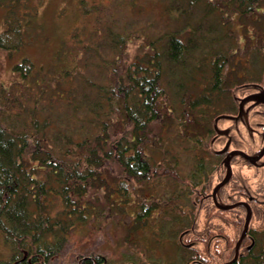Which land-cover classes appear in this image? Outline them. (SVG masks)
Segmentation results:
<instances>
[{
  "label": "trees",
  "instance_id": "1",
  "mask_svg": "<svg viewBox=\"0 0 264 264\" xmlns=\"http://www.w3.org/2000/svg\"><path fill=\"white\" fill-rule=\"evenodd\" d=\"M87 1L79 0L78 8L84 13L91 11L86 9ZM135 1L140 0H117L126 5ZM160 1L163 17L153 19L154 34L143 32L144 28H115L108 22L105 40L99 44L104 51L94 41L80 39L75 51L61 44L47 65L24 55L13 65L17 79L0 83V238L9 249L8 257L0 256V264H51L73 227L85 224L91 214L100 220L127 212L131 193L156 186L167 177L182 184L155 206L151 203L158 198L155 193L151 199L142 196L140 210L131 214L129 224L144 227L153 211L167 204L178 212L172 219L180 217L175 222L182 227L179 244L184 245L182 236L194 233L193 205L182 206L181 194L197 197L200 193L204 198L205 177L214 171L217 175L223 164L222 151L213 147L217 118L232 107L223 108V96L233 101L235 87L264 78V38L241 46L245 36L237 35L231 25L235 19L262 16L264 0ZM42 4L43 0H0V48L18 51L40 36L45 28L39 20ZM201 5L214 14L210 24L206 16L194 13ZM80 15L82 11L77 10L70 24L78 25ZM102 25L97 24L95 31L101 32ZM257 34L261 38L264 32L260 28ZM231 36L237 45L226 51L211 48L212 42ZM131 41L138 43L133 57L128 48ZM89 52L91 59H98L96 67L89 69L91 77L86 72L91 62L84 60ZM237 55L240 64L230 66V56ZM257 65H262L261 77L254 76ZM203 71H211V76L207 79ZM228 81L238 82L229 86ZM168 85L185 105L178 120L182 138L194 143L191 149L202 152L190 176L180 175L178 163L166 164L167 150L157 162L151 149L160 137L157 126L171 112L178 113ZM215 103L221 106L212 112L209 109ZM61 110L74 111L75 120L65 121ZM225 190L226 186L220 193ZM241 217L235 218V227L243 228ZM257 225L251 222L232 264H264V224ZM167 230L166 236L169 232L171 237L173 230ZM215 232L207 226L202 250L194 243L186 244L187 254L179 255L175 263L221 264L232 259L238 238L227 234L209 243ZM197 238L201 239L191 240ZM75 264L120 263L97 254L82 256Z\"/></svg>",
  "mask_w": 264,
  "mask_h": 264
},
{
  "label": "rangeland",
  "instance_id": "2",
  "mask_svg": "<svg viewBox=\"0 0 264 264\" xmlns=\"http://www.w3.org/2000/svg\"><path fill=\"white\" fill-rule=\"evenodd\" d=\"M87 1V0H86ZM118 3L117 5L115 4ZM79 0H43V4L40 6V21L44 24L45 28L41 31L38 38H35L32 42L18 51H8L0 48V83L9 84L17 79V73L13 70L14 63L21 60L22 56L28 55L38 63L47 65L53 61L54 52L61 46L70 50H77L79 40L84 39L85 43L98 44L100 48L101 43L105 40V35L108 31V22L113 23L115 28H124L130 26L132 29L144 28L143 32L155 33L152 27L156 24L153 19L156 17L162 18V1L160 0H140L135 1L133 5H126L123 2H117V0H89L86 4V9L91 7V11L84 13L79 5ZM264 8V2L261 3ZM78 11H82L78 21V25L70 24L76 19ZM196 16H206V24H210L209 20L214 17L213 12L205 11L203 5L197 8L194 12ZM264 13V12H263ZM79 14V13H78ZM235 19L232 23V28L238 33L239 36H245L240 39L239 44L241 46H247L250 43H261L264 35L259 37L257 34L258 29H262L264 32V14L261 16L256 15L253 18ZM243 22V23H242ZM149 23V25H146ZM70 24V25H69ZM102 25V31H95L96 25ZM76 25V26H75ZM216 25V24H215ZM71 27V28H68ZM220 27V25H219ZM3 28V12L0 11V31ZM105 29H107L105 31ZM221 30L225 29L221 26ZM78 35L72 37L71 35ZM142 33V31H141ZM221 33V31L219 32ZM247 37V38H246ZM237 39L234 36L223 37L218 41H214L210 44L212 49H223L226 51L229 47L237 45ZM130 57L134 56V53L138 52V43L131 41L128 45ZM104 51V48H100ZM108 51H106L107 53ZM89 54H85L84 60L91 62L87 66L89 67L86 71L91 77L92 73L89 70L98 62V59L94 57L91 59ZM241 56L230 60V66L240 64ZM237 60V62H236ZM202 67V65H201ZM229 67V65H228ZM239 67H235L238 70ZM262 71V65H257L254 70V76L258 77ZM205 72V71H203ZM250 74L253 72L249 71ZM202 75V73H200ZM206 78L210 75L211 71L205 72ZM253 75V74H252ZM249 76L248 79L251 78ZM262 76V75H261ZM259 76V77H261ZM208 79V78H207ZM231 79H229L230 81ZM244 80V79H242ZM240 80V81H242ZM229 86L234 85L236 82L229 83ZM196 85H199L197 83ZM195 86V85H194ZM204 87V85H201ZM200 86V87H201ZM170 90V99L173 104L172 107L176 108V112H171V116H165L161 124L157 126L156 130L159 132L160 137L151 144V149L156 157L157 162L161 160V154L163 150L168 151V156L165 159L166 164L169 162H176L177 169L182 176H190L196 172L197 162L201 156V151L191 149L194 143L188 142L182 138V127L178 123L179 117L184 110L185 105L181 104L180 95H177L174 88L168 85ZM193 87V86H192ZM261 90L264 95V84L256 86L254 84H244L235 87L234 94L239 97L248 90ZM181 93V92H180ZM225 97L222 104L223 108L226 106H232V102L228 95ZM220 104H213L209 110L212 112L218 109ZM171 107V108H172ZM215 108V109H214ZM62 117L65 121H74L72 118L71 110H61ZM81 114L79 111L78 115ZM178 114V116H176ZM233 119L226 117L217 118V127L219 129L231 130L230 135L221 134L216 139V143L213 145L216 149H222L228 142H230V149L241 150L249 154H255L262 146H264V99L258 101H247L243 107V113ZM199 157V158H198ZM209 158V159H208ZM209 164L211 163V155H207ZM244 159L241 156H237L232 161L233 176L225 183L226 190L225 194L222 195L223 199H220V203H232L237 201L239 198L236 196L239 191L236 185L242 182L243 186L247 187L248 192L253 194L255 199L264 200V158L260 163H244ZM194 172V173H193ZM193 173V174H192ZM222 173V174H221ZM222 168L219 169L217 175L214 172L210 173L209 177L206 178L204 186H206L205 196L201 199L200 193L181 194L182 199L180 203L182 206L191 207L193 205V213L196 215V225L193 234L182 236L183 243L179 244L178 236L181 232L182 227L175 223L180 217H172L178 212L169 208L166 204L160 205L161 209L153 211L152 216L146 219L147 224L144 227L136 228L132 223L131 214L135 213V209L140 210L141 197L146 196L149 199L152 198V194L155 193L157 199L151 200V203L155 206L157 202L163 203L164 199L169 196L170 193H174L178 189V185L182 184L179 181L167 177L156 186L149 185L144 186L145 188L138 189V193H131L130 205L128 206L127 212L123 214H114L110 219L94 218L91 214V218L87 220L85 224L77 225L73 227L68 235V239L52 260L51 264H75L79 258L85 255H97L101 254L108 259L116 261L120 264H178L175 263L179 255L187 254L188 247L186 244L194 243L197 249L204 247L202 238L208 228L217 230V232L209 237V243L214 237H225L227 234L232 237L239 238L242 227H235V219L237 216H242L243 213L234 214L230 213L229 217L227 213L221 214L215 208L212 202L214 188L218 181L223 179ZM231 180V182H230ZM202 184L199 185V188ZM153 186V187H152ZM198 188V189H199ZM200 190V189H199ZM199 191L196 189V193ZM183 193V192H182ZM235 195L229 197L228 195ZM193 195V196H192ZM195 195V196H194ZM226 198V199H225ZM193 199L195 200L193 203ZM192 201V202H191ZM206 201V202H205ZM137 203V204H136ZM213 203V204H212ZM215 208V209H214ZM218 213H217V212ZM246 213L244 212L245 217ZM243 217L241 219L243 220ZM173 218V219H172ZM145 223V222H144ZM171 223L172 226H168ZM170 224V225H171ZM253 224H264V215L256 213L253 215ZM258 226V225H257ZM166 229L171 231V237L168 232V237L165 234ZM167 230V231H168ZM177 235V237H176ZM199 236L196 240H191L192 237ZM262 237V235H260ZM238 240V239H237ZM229 241V240H228ZM237 242V241H236ZM249 242L246 241V244ZM230 244V241L228 243ZM9 249L6 246L3 239L0 238V256L8 257Z\"/></svg>",
  "mask_w": 264,
  "mask_h": 264
},
{
  "label": "flooded vegetation",
  "instance_id": "3",
  "mask_svg": "<svg viewBox=\"0 0 264 264\" xmlns=\"http://www.w3.org/2000/svg\"><path fill=\"white\" fill-rule=\"evenodd\" d=\"M253 84L259 87L262 84H264V80H263V82H261V81H255ZM236 97L237 96H234L233 98L236 99ZM261 99H264V95H263V92L260 89L259 90H256V91L255 90H253V91L248 90L246 93H243L242 95H240L239 97H237L238 105L236 103V100H233L232 107L230 109H228L227 111H225L224 114L228 115V117H226V118L235 120L234 118L240 116L243 113V107H244L245 102H247V101H253V102H255V101H258V100H261ZM220 130L222 132H220ZM215 131L217 133L215 135V139H217V140H218V138H219V136L221 134H228V135H230V132H231V130L228 131V130H224V129H219L217 127V124L215 125ZM229 143L230 142L227 143L228 146H227V144L225 145L226 147L224 146L225 148L224 147H221L222 149H216L215 148L216 150L222 151L223 158L226 157L227 154L231 151V149H230V144L231 143L230 144ZM263 148H264V146H262L259 150H262ZM237 156H241L242 157V154H237L236 153V154L233 155V158L232 159L235 160L237 158ZM263 158H264V155L261 157V159L257 160L256 163H260L263 160ZM220 168H222L223 177H224V175L226 173V167L223 164H220L219 165V169ZM219 169H218V171H219ZM233 194L234 193H232L231 195H228V196L229 197H231V196L234 197L235 195H233ZM221 195L222 194L219 191L218 192V197H217L218 200L223 199L221 197ZM236 196L239 197V198H237L238 199L237 201L240 204H239V206H237V207L229 210L228 212L234 213V214H240V213H244V212L246 213L247 204H249L252 207V209L254 210V213L255 214L256 213H259L261 215H264V200L255 199L254 196H253V194H251L248 191L239 192L238 194H236Z\"/></svg>",
  "mask_w": 264,
  "mask_h": 264
},
{
  "label": "water",
  "instance_id": "4",
  "mask_svg": "<svg viewBox=\"0 0 264 264\" xmlns=\"http://www.w3.org/2000/svg\"><path fill=\"white\" fill-rule=\"evenodd\" d=\"M227 132V131H226ZM242 153L244 156H246L247 158H249L250 160L252 161H257L258 159H260L262 157V155L264 154V149L261 151V153H259L258 155L256 156H253V155H248L247 153H245L244 151H241V150H236V151H232L230 152L227 156H226V164L228 166V172L226 174V177L215 187L214 189V192H213V196L215 198V192L216 190L223 184H225L231 177L232 175V167H231V156L233 153ZM216 199V198H215ZM229 206H234V205H229ZM226 207V206H225ZM250 220H251V211L249 210L248 211V215L246 216V222H245V227H244V230H243V233L236 245V253H235V257L230 261V262H233L237 256H238V253H239V247H240V242L242 240V238L245 236L246 232H247V229H248V226H249V223H250Z\"/></svg>",
  "mask_w": 264,
  "mask_h": 264
}]
</instances>
